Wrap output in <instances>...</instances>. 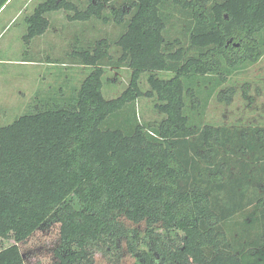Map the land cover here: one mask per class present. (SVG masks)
Returning a JSON list of instances; mask_svg holds the SVG:
<instances>
[{"label":"trees","instance_id":"obj_1","mask_svg":"<svg viewBox=\"0 0 264 264\" xmlns=\"http://www.w3.org/2000/svg\"><path fill=\"white\" fill-rule=\"evenodd\" d=\"M113 1L90 0L81 10L70 0H44L25 18L27 44L48 28L52 12H72L69 19L79 22L106 23L111 15L122 28L114 63L131 76L119 96L105 98L109 44L77 45L68 62L93 67L80 87L67 97L59 88L58 99L0 127V243L12 241L0 246V264H25L18 244L57 223V264H76L105 237L115 245L128 239L133 253L137 228L127 221L149 234L183 233L175 246L156 234L165 264H264V171L253 175L252 166L264 161V128L195 127L185 103L188 97L198 107L193 83L211 84L210 95L232 70L264 55V0H122L106 14ZM169 5L186 15V45L164 37ZM147 71L174 75L148 76L145 96L156 95L165 118L145 128L135 102ZM155 262L142 256L143 264Z\"/></svg>","mask_w":264,"mask_h":264},{"label":"rangeland","instance_id":"obj_2","mask_svg":"<svg viewBox=\"0 0 264 264\" xmlns=\"http://www.w3.org/2000/svg\"><path fill=\"white\" fill-rule=\"evenodd\" d=\"M42 1L44 0L15 2L13 14L18 15L0 34V127L32 111L42 100L58 99L59 88H63L67 97L80 87L93 67L68 62L70 53L77 45L91 51L96 42L102 39L109 44L111 65L104 67L102 76V93L105 98L119 96L129 84L131 69L114 63L119 56L114 43L122 33V28L112 20L110 11L119 6L122 0H114L104 5L105 13L110 15L106 23L95 19L86 22L73 21L69 19L72 12H52L48 15L50 23L44 33L26 44L22 39L27 27L25 18ZM70 1L83 10L90 0ZM164 13L167 16L165 39L172 41L179 38L181 44L186 45L187 36L183 37L180 33L186 15L183 12L181 14L174 5H169ZM237 42L228 40L229 45ZM150 75L167 79L174 73L147 71L140 74L138 85L142 94L136 99L135 110L138 123L145 128L156 126L165 118L155 107L158 101L156 95L145 96V92L151 90L148 82ZM212 77L215 80L218 75ZM197 84L193 83L192 87L200 97L198 107L193 108L190 98L185 99L186 114L193 126H225L231 130L248 132L255 128H264V55L252 64L232 70L221 85L214 86L215 89L210 95L207 89L211 84L204 86L202 81ZM243 159L247 160V155ZM252 166L257 170L253 175H261L260 172L264 171V161L256 162ZM236 171L234 175L238 173ZM124 224L128 228H137V235H134L135 238L131 237L136 243L135 252L127 251L128 239L120 237L115 245L105 237L98 244L86 247V257L78 259L76 264H143L142 256L145 254L154 258L155 264H165L159 261L161 254L154 248L156 234L161 235L166 246L181 244V231L156 228L149 234L144 225H134L128 221ZM59 237V224H49L20 242L18 246L24 263L57 264L54 250L59 245ZM11 243L12 241H1L0 246Z\"/></svg>","mask_w":264,"mask_h":264},{"label":"crops","instance_id":"obj_3","mask_svg":"<svg viewBox=\"0 0 264 264\" xmlns=\"http://www.w3.org/2000/svg\"><path fill=\"white\" fill-rule=\"evenodd\" d=\"M18 0H7L5 4L0 8V26L1 31L0 34L8 28V26L14 22V17L18 15V13L14 16V5Z\"/></svg>","mask_w":264,"mask_h":264}]
</instances>
